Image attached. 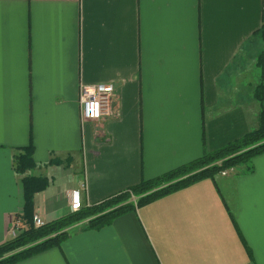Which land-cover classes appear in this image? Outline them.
Returning a JSON list of instances; mask_svg holds the SVG:
<instances>
[{
  "label": "crops",
  "instance_id": "1",
  "mask_svg": "<svg viewBox=\"0 0 264 264\" xmlns=\"http://www.w3.org/2000/svg\"><path fill=\"white\" fill-rule=\"evenodd\" d=\"M261 54L264 0H0V245L24 176L49 180L33 208L48 223L73 191L94 205L247 135L264 110ZM96 84L114 86V116L83 121L80 88ZM30 145L22 176L14 157ZM252 166L78 225L17 264H264V154Z\"/></svg>",
  "mask_w": 264,
  "mask_h": 264
},
{
  "label": "trees",
  "instance_id": "2",
  "mask_svg": "<svg viewBox=\"0 0 264 264\" xmlns=\"http://www.w3.org/2000/svg\"><path fill=\"white\" fill-rule=\"evenodd\" d=\"M258 65L264 68V55L258 59ZM255 96L264 100V85H259ZM264 154V110L258 115L257 126L244 137L200 158L177 167L159 177L142 180L138 185L121 191L103 201L83 206L77 212L66 217L45 223L42 227L34 224V197L45 190L49 180L40 177L24 176L35 166L33 147L21 149L14 157V170L23 177L24 209L17 221L22 225L14 238L0 245V264H17L23 260L60 248L71 235L72 229L83 225V229L100 230L111 225L120 216L148 205L164 196L189 187L203 180H214L221 173L243 168L245 172L253 170L252 160ZM232 216V215H231Z\"/></svg>",
  "mask_w": 264,
  "mask_h": 264
},
{
  "label": "built area",
  "instance_id": "3",
  "mask_svg": "<svg viewBox=\"0 0 264 264\" xmlns=\"http://www.w3.org/2000/svg\"><path fill=\"white\" fill-rule=\"evenodd\" d=\"M115 88L111 84L82 85L80 88V106L81 118L83 121L98 122L105 117H113L112 111L113 96ZM231 171L221 173V176H227ZM83 207L78 191L71 194V212H77ZM44 222L38 216H34V224L36 227H42ZM21 227L20 221H16L14 225V234L16 235Z\"/></svg>",
  "mask_w": 264,
  "mask_h": 264
},
{
  "label": "rangeland",
  "instance_id": "4",
  "mask_svg": "<svg viewBox=\"0 0 264 264\" xmlns=\"http://www.w3.org/2000/svg\"><path fill=\"white\" fill-rule=\"evenodd\" d=\"M82 226H83V225H82ZM82 226H81V227H82Z\"/></svg>",
  "mask_w": 264,
  "mask_h": 264
}]
</instances>
